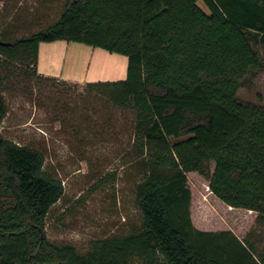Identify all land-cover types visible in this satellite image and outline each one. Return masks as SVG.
Wrapping results in <instances>:
<instances>
[{
	"label": "trees",
	"instance_id": "trees-1",
	"mask_svg": "<svg viewBox=\"0 0 264 264\" xmlns=\"http://www.w3.org/2000/svg\"><path fill=\"white\" fill-rule=\"evenodd\" d=\"M199 1L65 0L43 29L0 36V125L8 113L1 88L17 63L38 74L42 42L127 55L125 80L90 87L135 112L144 172L140 227L94 240L83 253L46 236L65 188L46 171L44 152L0 132V264H264L250 237L194 224L189 185L190 176L206 179L210 195L257 212L264 224V104L238 95L264 71L253 44L264 43V0H202L210 12Z\"/></svg>",
	"mask_w": 264,
	"mask_h": 264
},
{
	"label": "rangeland",
	"instance_id": "rangeland-1",
	"mask_svg": "<svg viewBox=\"0 0 264 264\" xmlns=\"http://www.w3.org/2000/svg\"><path fill=\"white\" fill-rule=\"evenodd\" d=\"M64 3L5 0L0 9V36L18 38L43 29L60 17ZM198 4L210 12L204 1ZM73 44L81 48H43L42 66L55 77L31 73L19 63L13 66L14 72L1 88L8 113L0 132L44 152L46 171L61 179L65 188L47 217L46 236L57 243L70 242L84 253L94 240L140 227L142 213L136 194L144 172L134 150L135 112L90 87L92 82L125 80L128 56ZM253 44L264 57V43L258 38ZM3 70L0 58V73ZM253 84L242 86L238 95L264 104V71L253 77ZM189 185L196 226L231 229L264 250V224L257 222V212L217 200L209 193L208 181L200 176H190Z\"/></svg>",
	"mask_w": 264,
	"mask_h": 264
},
{
	"label": "crops",
	"instance_id": "crops-1",
	"mask_svg": "<svg viewBox=\"0 0 264 264\" xmlns=\"http://www.w3.org/2000/svg\"><path fill=\"white\" fill-rule=\"evenodd\" d=\"M4 3H5V0H3L0 3V9H2V7L5 6ZM63 41H65V40H59V41H54V42H42L40 44V47H39V62H38V74L39 75L44 76V77H55L54 74L51 73V71L43 68V66H42L43 48L44 49H50L51 51L54 48L57 49V48H60V47H62V49L63 48L64 49H70L69 47H71V48H73L75 50H78V49L81 48V46L79 44H73V43H77V42H73L71 44V42L68 41L67 43H69V44H63L64 43ZM57 43H59V44H57ZM63 75H64V71H61V76H63ZM61 79H63V78L61 77ZM64 80H69V78L68 79L64 78Z\"/></svg>",
	"mask_w": 264,
	"mask_h": 264
}]
</instances>
